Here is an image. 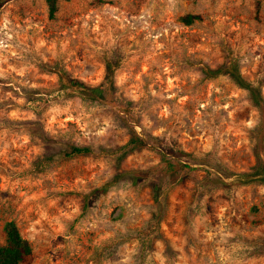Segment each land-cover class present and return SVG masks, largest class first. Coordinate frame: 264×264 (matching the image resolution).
Instances as JSON below:
<instances>
[{
	"label": "rangeland",
	"instance_id": "obj_1",
	"mask_svg": "<svg viewBox=\"0 0 264 264\" xmlns=\"http://www.w3.org/2000/svg\"><path fill=\"white\" fill-rule=\"evenodd\" d=\"M231 61L264 98V0L258 13L254 0H63L53 19L44 0H0V244L13 221L31 248L21 264H264V185L248 181L257 112L228 75L204 74ZM107 75L158 143L63 160L68 143H127L115 108L69 87ZM179 152L222 173L191 164L172 187L161 156L185 164ZM209 171L225 186L201 189Z\"/></svg>",
	"mask_w": 264,
	"mask_h": 264
},
{
	"label": "trees",
	"instance_id": "obj_2",
	"mask_svg": "<svg viewBox=\"0 0 264 264\" xmlns=\"http://www.w3.org/2000/svg\"><path fill=\"white\" fill-rule=\"evenodd\" d=\"M63 0H44L47 11L48 18L53 19L58 11V3ZM97 3H102V0H93ZM262 0H254L255 12L258 13L260 10ZM197 16L185 15L181 18V21L185 25H191L194 21L198 20ZM206 78H215L219 75H228L230 79L239 88L247 92L248 100L252 107L256 110L258 116V123L251 132V140L254 142L252 151L255 160V164L252 167L251 175L249 176V183H255L264 185V98L261 94V88L255 86L253 83L243 79L239 73L238 65L236 61H231L227 64H223L216 69H209L204 72ZM61 89L65 85L61 82ZM69 87H75L78 94L81 97L83 103L90 104H107L115 108L120 114L123 121V126L129 135V139L124 146L115 149H97L94 150L87 146H77L71 143L66 144L65 149L62 153V159L65 161L77 159L83 156L89 155H104L119 161L128 155L129 152L135 148H141L146 146V144L158 143L157 138L152 137L149 141L142 139L136 133L133 128L132 123H138L139 113L135 110V104L131 101L126 100L118 88L113 84V81L109 79L107 75L104 81L96 86H90L78 80L69 81ZM33 103L32 110L36 116L43 113V98L41 96L31 100ZM32 125V123H30ZM38 123H33V128H28V134L32 137L40 138L43 141H47L43 131L37 128ZM179 155L186 156V163L182 164L181 159L175 162L166 159L165 156H161V165L165 164L161 168V174L168 178V183L172 184L170 186H176L177 182L181 180L182 175H185L186 171L192 170L190 165H204L215 169L216 173H222L221 169L216 165L212 164L208 154L201 156H191L179 152ZM52 155H46L40 164L41 166H47L52 163ZM207 177L203 180L201 189L206 187V184H214L216 182L224 185L221 179L216 175L212 174L210 171L206 173ZM214 177L210 179V176ZM232 176L233 174H226V178ZM246 177V176H245ZM171 189V188H170ZM151 193L153 196V201L156 204H160V198H164L163 192H160L159 186L152 185ZM203 193V190L200 192ZM4 243L0 244V264H21L24 260L30 256L31 248L28 242L21 236L16 224L13 221L6 222L3 226Z\"/></svg>",
	"mask_w": 264,
	"mask_h": 264
}]
</instances>
